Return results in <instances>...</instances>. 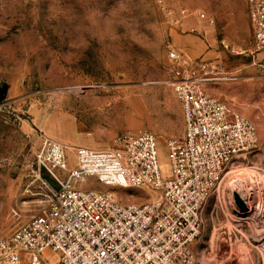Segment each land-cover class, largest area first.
I'll list each match as a JSON object with an SVG mask.
<instances>
[{
    "label": "rangeland",
    "instance_id": "obj_1",
    "mask_svg": "<svg viewBox=\"0 0 264 264\" xmlns=\"http://www.w3.org/2000/svg\"><path fill=\"white\" fill-rule=\"evenodd\" d=\"M253 49L244 0H0V237L37 213L25 190L43 139L64 147L73 165L75 148L107 150L124 133L149 131L164 167L166 141L183 134L181 108L167 84L176 71L203 80V93L254 124L257 144L246 162L262 175L264 51ZM170 51L180 61H172ZM78 187L110 191L121 204L153 198L151 191L108 188L93 178ZM223 197L204 207L193 253L201 264L211 263L210 249L214 264H238L227 258L238 251L249 256L241 264H261L252 237L263 229L264 209L246 227L247 241L232 235L228 243L216 230L227 224Z\"/></svg>",
    "mask_w": 264,
    "mask_h": 264
},
{
    "label": "built area",
    "instance_id": "obj_2",
    "mask_svg": "<svg viewBox=\"0 0 264 264\" xmlns=\"http://www.w3.org/2000/svg\"><path fill=\"white\" fill-rule=\"evenodd\" d=\"M244 3L253 51H264V0ZM197 18L210 24L202 12ZM194 32L204 35L199 28ZM168 56L181 59L174 51ZM202 81L176 71L167 83L181 108L183 134L166 141L163 168L149 131L124 133L107 150L75 148L73 165L64 147L43 139L28 166L25 190L37 213L10 236L0 237V264H201L192 247L202 212L210 199L217 205L225 187L226 213L220 212L230 226L224 223L216 230L225 242L232 235L247 241L244 231L254 225L249 213L264 200L260 172L246 162L257 144L256 128L232 105L203 93ZM91 178L108 188L148 190L153 198L121 204L110 191L78 187ZM238 189L246 195L243 208L234 200ZM241 216L245 219L238 224ZM218 240L213 234L210 244ZM211 252L206 257L215 263ZM229 257L238 264L249 258L248 253Z\"/></svg>",
    "mask_w": 264,
    "mask_h": 264
},
{
    "label": "bare ground",
    "instance_id": "obj_3",
    "mask_svg": "<svg viewBox=\"0 0 264 264\" xmlns=\"http://www.w3.org/2000/svg\"><path fill=\"white\" fill-rule=\"evenodd\" d=\"M161 167H162V165H161ZM163 168V167H162ZM259 176V175H258ZM260 177H262V179H263V188H264V173H262V175H260ZM235 190H237V189H235ZM238 190H240V191H238V193H239V195H236L237 196V198H240L241 199V204H242V200H244L245 198H246V195H245V193H243V191H242V189H238ZM261 208V209H260ZM263 209H264V205L262 206V203H261V201H259V202H257V206L253 209V210H251L250 211V213H249V215L251 216V218L253 219V223H255L256 222V215H255V212H258L259 214H261L262 213V211H263ZM226 213V212H225ZM245 216V215H244ZM245 218L244 217H242L241 216V218H238L237 219V222H238V224H241L242 223V220H244ZM225 221V220H224ZM227 226H230V223H227L226 224ZM250 227V226H249ZM259 227L260 228H262L263 227V229H261L260 231H255V233L254 234H256L254 237H252V241H254V243L256 244V247H257V249L260 251V252H262L261 254H263V256H264V220H263V222H261L260 221V224H259ZM251 229V228H250ZM252 234V233H251ZM253 236V235H252ZM251 241V242H252ZM239 245V244H238ZM213 246V245H212ZM229 246V245H228ZM230 247V246H229ZM239 247V246H238ZM242 247V246H241ZM254 247V246H253ZM235 248V247H234ZM210 249V248H209ZM236 249V248H235ZM240 249V248H239ZM229 250H230V248H229ZM238 251V250H237ZM238 253H239V251H238ZM232 259V258H231ZM216 261V260H215ZM264 261V260H263ZM210 262L211 263H207V264H214L213 263V261H211L210 260ZM219 263V262H218ZM244 264V263H243Z\"/></svg>",
    "mask_w": 264,
    "mask_h": 264
},
{
    "label": "water",
    "instance_id": "obj_4",
    "mask_svg": "<svg viewBox=\"0 0 264 264\" xmlns=\"http://www.w3.org/2000/svg\"><path fill=\"white\" fill-rule=\"evenodd\" d=\"M234 200L236 202V205H238V207L243 208V205L241 204L240 200L237 198L236 195H234Z\"/></svg>",
    "mask_w": 264,
    "mask_h": 264
},
{
    "label": "crops",
    "instance_id": "obj_5",
    "mask_svg": "<svg viewBox=\"0 0 264 264\" xmlns=\"http://www.w3.org/2000/svg\"><path fill=\"white\" fill-rule=\"evenodd\" d=\"M186 29H189V28H191V26H193V24H191V22H187L186 24ZM185 29V30H186ZM191 30V29H190ZM224 102V101H223Z\"/></svg>",
    "mask_w": 264,
    "mask_h": 264
}]
</instances>
